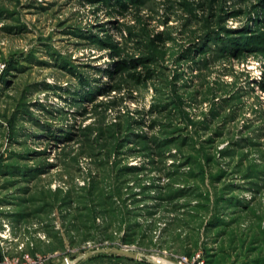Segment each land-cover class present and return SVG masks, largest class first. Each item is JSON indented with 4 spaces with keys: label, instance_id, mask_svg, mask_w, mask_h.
Wrapping results in <instances>:
<instances>
[{
    "label": "rangeland",
    "instance_id": "374dc122",
    "mask_svg": "<svg viewBox=\"0 0 264 264\" xmlns=\"http://www.w3.org/2000/svg\"><path fill=\"white\" fill-rule=\"evenodd\" d=\"M184 256L264 264V0H0V264Z\"/></svg>",
    "mask_w": 264,
    "mask_h": 264
},
{
    "label": "water",
    "instance_id": "95a60500",
    "mask_svg": "<svg viewBox=\"0 0 264 264\" xmlns=\"http://www.w3.org/2000/svg\"><path fill=\"white\" fill-rule=\"evenodd\" d=\"M107 253V252H113V253H117V254H120V255H125V256H128V257H131V258H138V257H141V256H145L143 253L141 252H134V251H130L128 249H120V248H112V247H107V248H101V249H94L92 251H89L87 253H84L82 255V258H85V257H89L91 256L92 254L94 253ZM152 264H163L161 263L160 261H157V260H149ZM57 264H71L69 262L68 259L66 258H62L60 262H58Z\"/></svg>",
    "mask_w": 264,
    "mask_h": 264
},
{
    "label": "built area",
    "instance_id": "2783aa9c",
    "mask_svg": "<svg viewBox=\"0 0 264 264\" xmlns=\"http://www.w3.org/2000/svg\"><path fill=\"white\" fill-rule=\"evenodd\" d=\"M187 258L184 256V257H181L177 262H175L174 264H187ZM14 264V263H13Z\"/></svg>",
    "mask_w": 264,
    "mask_h": 264
},
{
    "label": "trees",
    "instance_id": "16d2710c",
    "mask_svg": "<svg viewBox=\"0 0 264 264\" xmlns=\"http://www.w3.org/2000/svg\"><path fill=\"white\" fill-rule=\"evenodd\" d=\"M158 39H160L161 38V36H160V34H157V36H156Z\"/></svg>",
    "mask_w": 264,
    "mask_h": 264
}]
</instances>
